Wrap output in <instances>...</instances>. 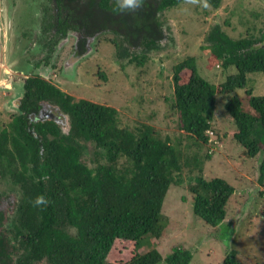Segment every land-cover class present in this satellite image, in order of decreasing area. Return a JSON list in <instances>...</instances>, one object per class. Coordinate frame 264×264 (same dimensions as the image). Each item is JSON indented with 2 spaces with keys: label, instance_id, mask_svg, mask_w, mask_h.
Wrapping results in <instances>:
<instances>
[{
  "label": "trees",
  "instance_id": "16d2710c",
  "mask_svg": "<svg viewBox=\"0 0 264 264\" xmlns=\"http://www.w3.org/2000/svg\"><path fill=\"white\" fill-rule=\"evenodd\" d=\"M109 1L94 5V18L107 15L99 10L109 13L110 27L122 22V35L129 47L139 45L148 50L157 44L156 14L188 0H143L140 7L124 11L118 9L116 0L111 5ZM221 1L207 0V4L218 9ZM207 41L213 63L223 69L234 67V74L215 86L198 74L194 57L176 64L172 74L171 108L178 127L186 139L200 145L209 142L215 95L244 89L247 74L264 76V28L258 35L231 39L215 27ZM137 59L133 56L129 63ZM183 71L189 73L186 82L181 80ZM42 93L64 96L46 86ZM246 95L253 114L243 110L237 97L228 100L225 110L235 125L232 138L244 149L242 155L254 158L262 152V176L264 96H253L249 90ZM70 100L61 99L71 120L68 136L52 133L48 140L44 131L38 132V138L0 134V163L7 168L18 163L22 168L21 172H11L21 187L15 228L22 236L19 244L24 253L17 264H109L107 257L116 240L133 242L139 249L143 240L159 239L168 224L161 213L167 191L171 185L180 184L183 169L190 168L188 159L183 161L180 145L161 139L153 127L142 124L132 130L122 128L116 109L82 99L70 104ZM39 141L42 155L38 147L34 148ZM88 143L97 150L92 168L82 161ZM193 163L191 167L199 175L187 188L192 213L215 228L225 220L234 188L221 178L204 179L196 157ZM37 196L46 197L50 203L33 207L30 201ZM191 260L189 250L176 247L165 258L152 249L120 264H189ZM222 264H240L237 252L230 250Z\"/></svg>",
  "mask_w": 264,
  "mask_h": 264
},
{
  "label": "rangeland",
  "instance_id": "374dc122",
  "mask_svg": "<svg viewBox=\"0 0 264 264\" xmlns=\"http://www.w3.org/2000/svg\"><path fill=\"white\" fill-rule=\"evenodd\" d=\"M2 6L0 32L4 33ZM37 7V1L17 0L12 16L14 24L17 23L19 29L33 26ZM155 17L159 30L155 31L157 44L154 47L147 50L137 45L133 48L116 34L98 35L89 56L80 62L73 61L78 64L65 67L55 80L57 83L60 79L72 81L61 82L74 100H87L116 109L122 128L132 130L142 124L153 127L161 139L167 138L172 144H179L183 161L188 159L190 162V168L182 171L181 183L171 185L163 201L161 213L168 219V224L162 236L159 239L145 238L139 249L133 242L116 240L107 262L126 263L135 254L152 249L165 258L173 248L179 247L192 253L189 264H222L230 250L237 252L240 264H264L262 152L254 158L242 155L244 149L232 138L235 125L225 110L228 100L237 97L243 110L253 114L246 91L249 90L253 96H264V76L261 73L247 74L244 89L215 95L214 119L207 133L209 142L206 145L194 144L185 138L171 108L173 67L186 58L194 57L198 74L215 86H220L227 76L235 73L234 67L223 69L220 64L213 63L207 37L215 27L231 39L258 35V31L264 28V0H222L218 9L209 5L204 7L203 0L198 3L187 1ZM16 33L13 29L7 42L10 53L9 60L2 63L4 83L16 71L11 59L22 47L15 45ZM133 56L138 59L129 63ZM188 76L189 73L183 71L182 82H186ZM96 151L92 143L87 144L82 161L91 168L95 166L93 158ZM194 157L202 168L200 175L204 179L221 178L234 188L226 206L225 220L215 228L192 213V196L187 188L191 179L199 175L198 170L191 167L194 166Z\"/></svg>",
  "mask_w": 264,
  "mask_h": 264
},
{
  "label": "flooded vegetation",
  "instance_id": "af4514ba",
  "mask_svg": "<svg viewBox=\"0 0 264 264\" xmlns=\"http://www.w3.org/2000/svg\"><path fill=\"white\" fill-rule=\"evenodd\" d=\"M1 1L5 30L0 32V134L18 133L38 138V132L44 131L48 140L52 139V133L68 136L71 120L61 99L71 98L70 104L79 100L66 93L61 82L70 80L60 79L58 83L55 80L65 67L78 64L73 61L80 62L89 56L98 35L112 33L124 41L122 22L110 27V15L102 10L99 11L107 15L94 18V5L101 0H32L38 6L36 21L33 26L19 29L12 17L17 0ZM13 29L18 32L14 35L15 45L22 47L11 59L16 71L4 83L2 63L9 60L7 42ZM45 86L64 96L43 94ZM42 138L39 137L40 141ZM40 141L34 148L38 147L42 155ZM0 164V188H3L0 189V264H17L24 253L19 244L22 236L15 228L21 187L11 172H21L22 168L18 163L9 164V168L4 162Z\"/></svg>",
  "mask_w": 264,
  "mask_h": 264
},
{
  "label": "clouds",
  "instance_id": "9594fccd",
  "mask_svg": "<svg viewBox=\"0 0 264 264\" xmlns=\"http://www.w3.org/2000/svg\"><path fill=\"white\" fill-rule=\"evenodd\" d=\"M190 3H198L199 0H188ZM116 4L119 10H134L140 7L143 4V0H116ZM204 7H208L207 0H204ZM42 179H47L43 177ZM30 203L33 207H46L50 201L44 196H37L34 200H31Z\"/></svg>",
  "mask_w": 264,
  "mask_h": 264
}]
</instances>
